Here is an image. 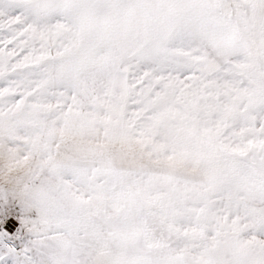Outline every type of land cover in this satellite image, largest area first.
<instances>
[{
    "label": "snow or ice",
    "instance_id": "snow-or-ice-1",
    "mask_svg": "<svg viewBox=\"0 0 264 264\" xmlns=\"http://www.w3.org/2000/svg\"><path fill=\"white\" fill-rule=\"evenodd\" d=\"M0 264H264V0H0Z\"/></svg>",
    "mask_w": 264,
    "mask_h": 264
}]
</instances>
